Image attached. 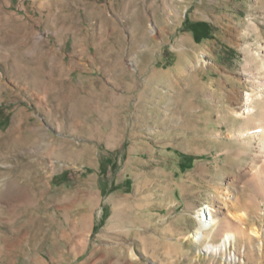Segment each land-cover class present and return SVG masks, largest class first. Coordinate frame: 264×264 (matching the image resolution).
Returning <instances> with one entry per match:
<instances>
[{
    "label": "rangeland",
    "instance_id": "obj_1",
    "mask_svg": "<svg viewBox=\"0 0 264 264\" xmlns=\"http://www.w3.org/2000/svg\"><path fill=\"white\" fill-rule=\"evenodd\" d=\"M262 42L264 0H0V264H264L232 113ZM207 203L246 232L195 242Z\"/></svg>",
    "mask_w": 264,
    "mask_h": 264
},
{
    "label": "bare ground",
    "instance_id": "obj_2",
    "mask_svg": "<svg viewBox=\"0 0 264 264\" xmlns=\"http://www.w3.org/2000/svg\"><path fill=\"white\" fill-rule=\"evenodd\" d=\"M245 49L248 57L243 74L245 80L251 82V88L246 90L243 97L240 98V101H238L239 106L232 109V113L236 118L245 121L244 124L239 125L234 134L239 144L234 154L238 158L244 157V154L253 156L250 163L247 161L249 165L241 169L240 177L248 179L253 177V180L247 183L253 190L249 202L261 210V205L264 202V42L256 48L248 45ZM253 147L254 152H251ZM197 219L200 226L194 235L195 242L203 239L205 236L204 231L209 230L221 236L223 246L224 244L230 245L233 240H237L238 236L246 232L242 219H222L219 216L217 207L212 203H207L197 210ZM225 248L223 251L227 250L228 246ZM229 251L228 258L237 260L239 253L235 250L229 249Z\"/></svg>",
    "mask_w": 264,
    "mask_h": 264
},
{
    "label": "trees",
    "instance_id": "obj_3",
    "mask_svg": "<svg viewBox=\"0 0 264 264\" xmlns=\"http://www.w3.org/2000/svg\"><path fill=\"white\" fill-rule=\"evenodd\" d=\"M6 119V118H5ZM4 119V120H5ZM4 120H0V125H4L5 123L3 122Z\"/></svg>",
    "mask_w": 264,
    "mask_h": 264
}]
</instances>
